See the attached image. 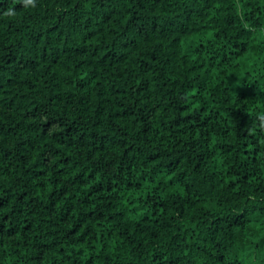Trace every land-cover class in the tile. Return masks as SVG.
Listing matches in <instances>:
<instances>
[{
	"label": "clouds",
	"instance_id": "clouds-1",
	"mask_svg": "<svg viewBox=\"0 0 264 264\" xmlns=\"http://www.w3.org/2000/svg\"><path fill=\"white\" fill-rule=\"evenodd\" d=\"M0 264H264V0H0Z\"/></svg>",
	"mask_w": 264,
	"mask_h": 264
}]
</instances>
